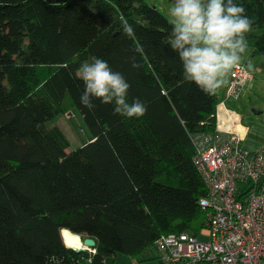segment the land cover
I'll use <instances>...</instances> for the list:
<instances>
[{
  "label": "trees",
  "instance_id": "obj_1",
  "mask_svg": "<svg viewBox=\"0 0 264 264\" xmlns=\"http://www.w3.org/2000/svg\"><path fill=\"white\" fill-rule=\"evenodd\" d=\"M241 2L253 22L250 54L264 58V0ZM121 18L135 39L122 34ZM170 30L146 0H0V264H105L163 234H198L205 186L191 136L216 128L217 93L183 79ZM93 55L126 77L129 102H146L142 117L98 99L91 111L81 105L76 71ZM72 110L91 136L69 150L48 122ZM64 229L95 246L76 251Z\"/></svg>",
  "mask_w": 264,
  "mask_h": 264
},
{
  "label": "built area",
  "instance_id": "obj_2",
  "mask_svg": "<svg viewBox=\"0 0 264 264\" xmlns=\"http://www.w3.org/2000/svg\"><path fill=\"white\" fill-rule=\"evenodd\" d=\"M251 79L245 65L233 68L226 98H238ZM217 105L225 109L224 101ZM191 142L205 186L199 200L203 238L187 231L163 234L152 244L159 258L165 264H264V145L249 151L236 131L219 124L193 134Z\"/></svg>",
  "mask_w": 264,
  "mask_h": 264
},
{
  "label": "clouds",
  "instance_id": "obj_3",
  "mask_svg": "<svg viewBox=\"0 0 264 264\" xmlns=\"http://www.w3.org/2000/svg\"><path fill=\"white\" fill-rule=\"evenodd\" d=\"M171 30L167 45L176 53L182 67V77L208 95L216 94L226 83V77L248 52L246 34L252 20L241 0H172L169 9ZM122 34L135 39L136 32L127 19L120 20ZM143 54L137 43L134 49ZM131 67L139 68L135 56ZM76 76L83 82L80 103L88 110L101 104H112L113 112L122 117L140 118L147 104L139 98L129 102L131 84L108 61L95 55L82 61Z\"/></svg>",
  "mask_w": 264,
  "mask_h": 264
},
{
  "label": "rangeland",
  "instance_id": "obj_4",
  "mask_svg": "<svg viewBox=\"0 0 264 264\" xmlns=\"http://www.w3.org/2000/svg\"><path fill=\"white\" fill-rule=\"evenodd\" d=\"M165 3L172 6L169 0H165ZM160 11L170 18L167 7L163 6V9ZM240 64L245 65L252 79L243 87L239 99L234 101V108H236V111L229 106L231 109L229 108L228 112L235 118H242L244 123L256 120L261 124L260 120L264 118V58L262 56H251L250 50L248 49V52ZM253 110L262 111V113L258 116L253 114ZM222 112V109L218 112L220 116ZM222 119H224L223 116ZM48 124L50 126L58 125L64 131L69 140V150L81 146L87 142L91 136L90 131L85 127L83 117L76 110L67 111L66 114H60L50 120ZM198 238L203 237L198 234Z\"/></svg>",
  "mask_w": 264,
  "mask_h": 264
},
{
  "label": "crops",
  "instance_id": "obj_5",
  "mask_svg": "<svg viewBox=\"0 0 264 264\" xmlns=\"http://www.w3.org/2000/svg\"><path fill=\"white\" fill-rule=\"evenodd\" d=\"M149 4L154 5L155 7L159 8L160 10L163 9V6L168 8V12L170 9V5L165 3V0H146ZM230 73L226 77V83L223 84L217 90V104L224 101L225 109L218 107L216 108V126L219 124L220 128L231 129L236 131L239 135L241 143L244 148L249 151L256 150L257 148L264 145V126L258 123L256 120H252L248 123H244L242 118H235L230 116L228 112L229 108L231 107L233 110L236 111L234 108V101L239 99H226V87L229 81ZM241 95V94H240ZM232 101V102H231ZM230 106V107H229ZM230 108V109H231ZM223 110L222 115H219V111ZM222 116L224 119H222ZM230 116V118H229ZM81 264H91L90 260L83 259ZM105 264H165L160 258L153 246H149L142 250L139 253L134 255L128 254H121L117 253L114 256L108 258L105 261Z\"/></svg>",
  "mask_w": 264,
  "mask_h": 264
},
{
  "label": "water",
  "instance_id": "obj_6",
  "mask_svg": "<svg viewBox=\"0 0 264 264\" xmlns=\"http://www.w3.org/2000/svg\"><path fill=\"white\" fill-rule=\"evenodd\" d=\"M246 64H248V63H246ZM252 112H253V114L258 115V116L262 113V111H256V110H253ZM69 114H70V112H69ZM260 123L264 126V118H261ZM62 231H61V236H62ZM81 244H82V246L77 247V248H74L72 246H69V247L74 248L76 251H81L84 249L92 250V248L95 246V241L92 238H84L83 240H81Z\"/></svg>",
  "mask_w": 264,
  "mask_h": 264
},
{
  "label": "bare ground",
  "instance_id": "obj_7",
  "mask_svg": "<svg viewBox=\"0 0 264 264\" xmlns=\"http://www.w3.org/2000/svg\"><path fill=\"white\" fill-rule=\"evenodd\" d=\"M62 236L67 246H72L74 248L82 246L81 239L76 234H73L70 231L64 229L62 231Z\"/></svg>",
  "mask_w": 264,
  "mask_h": 264
}]
</instances>
